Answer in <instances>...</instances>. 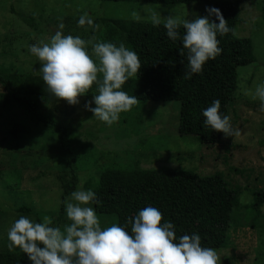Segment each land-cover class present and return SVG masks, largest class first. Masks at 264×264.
Returning a JSON list of instances; mask_svg holds the SVG:
<instances>
[{
    "label": "rangeland",
    "instance_id": "obj_1",
    "mask_svg": "<svg viewBox=\"0 0 264 264\" xmlns=\"http://www.w3.org/2000/svg\"><path fill=\"white\" fill-rule=\"evenodd\" d=\"M238 1L239 22L235 35L251 40L254 55L252 63L238 68V88L227 106V115L233 128L240 131L239 136L225 138L222 133L215 144L205 146L192 136L177 135L178 101H137L111 126L85 109V103L91 100L84 96L76 105L56 98L40 107L42 113H52L59 123L72 129L78 171L75 190H93L99 173L106 168L133 167H178L200 175L220 172L231 186L242 187L238 206L231 214L228 238L222 246L214 249L221 257V264H264V204L259 212L250 209L253 193L264 188V111L252 96L256 85L264 83L262 0ZM206 6L209 5L198 1L154 4L101 0H0V70L6 74L42 75L40 62L28 48L34 43L50 42L59 30L60 22L64 24V35L79 36L88 42L91 55L92 44L101 42L103 35L99 18L136 20L133 16L136 13L140 16L138 21L152 23V15L156 14L163 24L164 17L170 14L188 20L205 16ZM85 13L93 20L92 27L78 25L79 17ZM31 14L35 29L24 21ZM92 58L96 61L95 57ZM3 94L0 86V251L22 252L18 247L10 248L7 239L8 229L20 216L33 222H41L44 216H50L52 226L62 232L71 221L66 217L65 204L63 219H58L61 190L55 177L56 137L35 125L29 113L15 106ZM18 120H26L31 126L30 132L11 137L9 130ZM91 132L100 134L99 138ZM23 205L30 208L31 213L17 210ZM96 214L102 229L116 224L115 215ZM225 259H229V263Z\"/></svg>",
    "mask_w": 264,
    "mask_h": 264
},
{
    "label": "trees",
    "instance_id": "obj_2",
    "mask_svg": "<svg viewBox=\"0 0 264 264\" xmlns=\"http://www.w3.org/2000/svg\"><path fill=\"white\" fill-rule=\"evenodd\" d=\"M113 2H142L162 4H189L204 2L221 10L228 26L233 29L227 35L217 36L220 55L209 60L203 71L191 79L184 77L186 58L180 56L181 42L171 41L166 36L163 24L127 20L99 18L103 35L101 42H112L135 51L141 62L137 76L127 81L122 90L137 101H178L179 115L177 135L192 136L199 144L212 146L222 132H216L202 125V110L213 100L221 102L220 111L227 115V106L232 102L238 88V68L253 62V47L249 38L235 35L239 22L238 0H101ZM260 15L264 21V0L261 1ZM34 16L24 21L32 28ZM215 20V17H212ZM218 22V21H217ZM183 35L184 29H179ZM0 86L3 95L18 108L29 113L35 125L51 133L57 139L55 174L61 202L58 219H63L64 201L76 189L78 171L75 162L77 155L72 145V129L59 123L50 112L42 113L41 104L56 99L47 90L42 75L28 73L6 74L0 70ZM96 86L84 95L92 100ZM26 120L16 121L9 130L11 137H19L30 132ZM95 138L100 134L91 132ZM99 141V140H98ZM99 143V142H98ZM134 144V143H133ZM242 187L231 186L222 173L200 175L184 168H146L129 169L106 168L99 173L93 191L100 205H91L98 214L115 215L116 224L122 225L129 216L147 206L159 209L163 220L175 225L177 237L198 233L203 247L218 248L228 236L231 214L238 206ZM264 204V188L253 193L250 209L259 212ZM20 212L31 213L27 206H20ZM38 215V212H34ZM233 217V216H232ZM229 263V259H225ZM0 264H31L23 252L0 251Z\"/></svg>",
    "mask_w": 264,
    "mask_h": 264
},
{
    "label": "clouds",
    "instance_id": "obj_3",
    "mask_svg": "<svg viewBox=\"0 0 264 264\" xmlns=\"http://www.w3.org/2000/svg\"><path fill=\"white\" fill-rule=\"evenodd\" d=\"M205 12L207 15L194 20L180 19L174 14L163 19L166 36L181 42L180 56L187 61H181L185 79L201 73L209 60L220 55L217 36L233 31L219 8L206 6ZM133 16L140 19L136 13ZM77 23L81 27L94 24L87 13ZM152 23L160 25L161 18L153 14ZM181 27L183 35L179 32ZM63 28L60 22L50 42L34 43L28 48L40 62L39 72L48 92L76 105L95 84L96 92L84 107L99 121L113 125L122 112L130 111L137 103L135 96L122 90L141 69L137 53L124 43L96 42L90 55L88 42L79 36L64 35ZM252 96L264 111V83L256 85ZM220 108L221 102L216 99L202 110L203 127L222 132L225 138L239 136L240 131L233 128L230 117ZM64 204L66 217L71 221L64 232L52 226L50 216H44L41 222L20 216L7 231L9 247H18L31 264H221L217 251L203 247L198 233L177 237L174 223L162 222V213L155 207L147 206L129 216L124 224L114 223L102 229L96 209L91 206L100 205L95 191L75 190Z\"/></svg>",
    "mask_w": 264,
    "mask_h": 264
}]
</instances>
